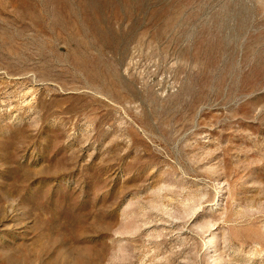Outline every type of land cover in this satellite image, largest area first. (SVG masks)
Here are the masks:
<instances>
[{"label":"rangeland","instance_id":"374dc122","mask_svg":"<svg viewBox=\"0 0 264 264\" xmlns=\"http://www.w3.org/2000/svg\"><path fill=\"white\" fill-rule=\"evenodd\" d=\"M0 264H264V0H0Z\"/></svg>","mask_w":264,"mask_h":264}]
</instances>
